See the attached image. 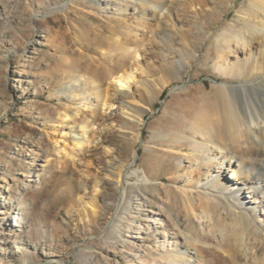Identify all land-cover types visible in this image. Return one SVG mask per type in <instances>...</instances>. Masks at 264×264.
Listing matches in <instances>:
<instances>
[{
  "label": "bare ground",
  "instance_id": "obj_1",
  "mask_svg": "<svg viewBox=\"0 0 264 264\" xmlns=\"http://www.w3.org/2000/svg\"><path fill=\"white\" fill-rule=\"evenodd\" d=\"M68 3L55 10H67ZM249 4L240 17L242 27L234 26L231 35L227 32L221 37L214 69L225 81L215 82L216 112L199 113L189 130L173 136L169 146L161 144L178 159L177 175L170 178L177 184L165 190L171 193L168 202L163 186L145 168H134L137 154L133 150L141 141L139 127L146 113L143 108H151L149 100L176 80H183L180 71L184 64H190L201 51L200 35L208 25L225 19L235 8L234 0H105L104 6L112 12L107 20L122 30L116 36L110 34L116 30L110 25L97 37V50L113 59L131 57L132 65L117 74L103 68L106 72L101 79L92 73L72 76V84L58 91L77 100L80 95L76 93L85 89L88 81L96 86L83 94V105L59 112L69 130V139L63 137L65 144L70 141L65 145L66 168L81 174L80 185L83 191L89 190L94 202L86 206L95 207L94 215L103 217L108 202L116 204L104 234L127 243L134 264H213L199 246L219 248L233 264H264V0H250ZM4 8L6 20L13 11ZM152 23L163 27L151 37L156 40L160 36L165 44L167 54L160 65L147 56L152 48L146 50L140 43ZM179 23L180 28H175ZM132 84L142 86L150 99L133 91ZM94 99L109 113L96 118L94 111H89L95 106ZM125 129L132 135L119 131ZM127 146L132 150L131 164L119 157ZM91 149L96 151L95 157L101 149L109 157L99 160L104 165L102 177L89 180L90 175L79 166ZM69 157L77 161L69 162ZM21 212L19 206L10 205L0 214L8 215L7 221L17 225Z\"/></svg>",
  "mask_w": 264,
  "mask_h": 264
},
{
  "label": "rangeland",
  "instance_id": "obj_2",
  "mask_svg": "<svg viewBox=\"0 0 264 264\" xmlns=\"http://www.w3.org/2000/svg\"><path fill=\"white\" fill-rule=\"evenodd\" d=\"M8 1L0 0V211L11 205L19 206L22 212L17 225L7 221L8 215L0 214V264H134L130 246L104 234L115 215L116 204L109 201L103 217L94 215L95 207L86 206L94 202L89 190L83 191L80 185L81 174L66 168L65 145H70V141L65 144L64 139H69V130L59 116L60 111L83 105L86 91L96 90L88 81L90 84L76 93L79 100L59 93L63 86L72 84V76L92 73L101 79L106 69L117 74L132 65L131 57L119 55L113 59L97 50L99 35L111 25L116 30L110 34L116 36L122 27L107 20L112 12L104 6L105 0H75L74 4L69 0ZM234 2L235 8L222 22L208 25L200 35L201 51L190 64H184L180 71L183 80H176L149 100L151 108H143L146 113L139 127L141 141L133 150L137 154L134 168H145L163 186L166 202L171 193L165 190L177 184L170 178L177 175L178 159L161 144L169 146L173 136L189 130L199 113L216 112L215 82L225 81L214 69L221 37L227 32L231 35L234 26L242 27L240 17L250 6V0ZM66 3L70 5L67 10H55ZM4 6L13 11L6 20L2 15ZM151 26L140 43L146 50L152 48L147 50V56L160 65L167 54L165 44L160 36L156 40L151 37L162 32L163 27L155 23ZM179 26L180 23L174 27ZM173 88L177 90L172 94ZM132 90L150 99L142 86L132 84ZM93 101L95 106L89 111H94L96 118L109 113L104 112L97 99ZM119 131L132 135L127 129ZM97 151L99 156L95 157L96 151L91 149L79 166L90 175L89 180L102 177L104 165L99 160L109 157L102 149ZM119 157L131 164V148L125 147ZM74 160L75 157L68 159ZM101 192L100 188L98 193ZM95 196L99 200V195ZM126 231L123 227V236ZM150 237L154 243V235ZM199 249L213 264H233L215 246ZM88 254L94 256L88 258Z\"/></svg>",
  "mask_w": 264,
  "mask_h": 264
}]
</instances>
